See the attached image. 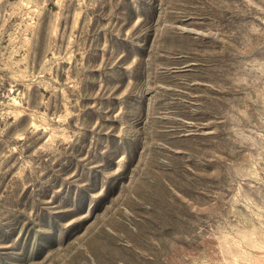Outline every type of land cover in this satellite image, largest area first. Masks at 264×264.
Returning a JSON list of instances; mask_svg holds the SVG:
<instances>
[{
	"label": "rangeland",
	"instance_id": "374dc122",
	"mask_svg": "<svg viewBox=\"0 0 264 264\" xmlns=\"http://www.w3.org/2000/svg\"><path fill=\"white\" fill-rule=\"evenodd\" d=\"M0 264H264V0H0Z\"/></svg>",
	"mask_w": 264,
	"mask_h": 264
}]
</instances>
